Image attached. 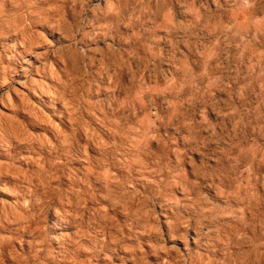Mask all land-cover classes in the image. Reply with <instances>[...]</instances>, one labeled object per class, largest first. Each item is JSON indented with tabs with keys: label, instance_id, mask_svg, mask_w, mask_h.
<instances>
[{
	"label": "clouds",
	"instance_id": "1",
	"mask_svg": "<svg viewBox=\"0 0 264 264\" xmlns=\"http://www.w3.org/2000/svg\"><path fill=\"white\" fill-rule=\"evenodd\" d=\"M0 264H264V0H0Z\"/></svg>",
	"mask_w": 264,
	"mask_h": 264
}]
</instances>
